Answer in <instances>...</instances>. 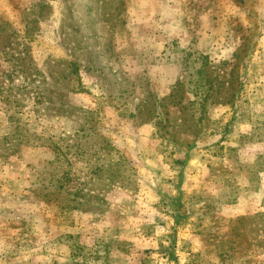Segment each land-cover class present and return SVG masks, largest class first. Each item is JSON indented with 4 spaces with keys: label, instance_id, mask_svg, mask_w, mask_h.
<instances>
[{
    "label": "rangeland",
    "instance_id": "rangeland-1",
    "mask_svg": "<svg viewBox=\"0 0 264 264\" xmlns=\"http://www.w3.org/2000/svg\"><path fill=\"white\" fill-rule=\"evenodd\" d=\"M188 3L0 0V264H264V0Z\"/></svg>",
    "mask_w": 264,
    "mask_h": 264
},
{
    "label": "crops",
    "instance_id": "crops-1",
    "mask_svg": "<svg viewBox=\"0 0 264 264\" xmlns=\"http://www.w3.org/2000/svg\"><path fill=\"white\" fill-rule=\"evenodd\" d=\"M141 7L145 5H151L146 13L139 16L140 19L145 21L147 24L155 25L158 27H152L154 29H145L142 31V41L148 42V45L157 46L158 41H164L168 39H178L181 45H187L191 40L198 36L199 42L197 47L203 49V40L207 38L205 29L198 30L194 28L195 24L203 23V13L197 15V22H193L192 5H189V0H139ZM162 22L170 24L168 31L163 30ZM161 25V26H160ZM165 29V28H164ZM153 30V31H152ZM158 52L159 50H154Z\"/></svg>",
    "mask_w": 264,
    "mask_h": 264
}]
</instances>
